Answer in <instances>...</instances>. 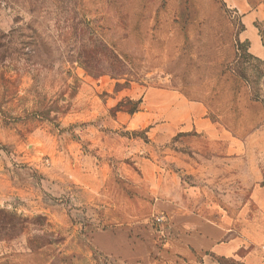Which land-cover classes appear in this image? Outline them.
I'll use <instances>...</instances> for the list:
<instances>
[{"label":"rangeland","instance_id":"1","mask_svg":"<svg viewBox=\"0 0 264 264\" xmlns=\"http://www.w3.org/2000/svg\"><path fill=\"white\" fill-rule=\"evenodd\" d=\"M0 264H264V0H0Z\"/></svg>","mask_w":264,"mask_h":264}]
</instances>
